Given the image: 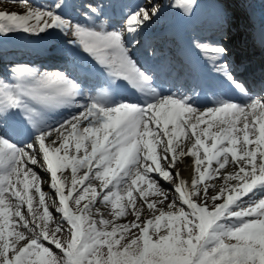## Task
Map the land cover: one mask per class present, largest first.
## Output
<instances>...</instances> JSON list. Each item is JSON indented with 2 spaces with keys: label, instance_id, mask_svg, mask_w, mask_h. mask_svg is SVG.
<instances>
[{
  "label": "snow or ice",
  "instance_id": "snow-or-ice-1",
  "mask_svg": "<svg viewBox=\"0 0 264 264\" xmlns=\"http://www.w3.org/2000/svg\"><path fill=\"white\" fill-rule=\"evenodd\" d=\"M19 3L22 14L0 10V36L73 39L53 45L59 70L18 66L13 82L0 79V264H264V95L218 63L226 49L196 45L229 85L208 83L217 99L205 94L201 110L198 97L138 66L122 31L73 23L65 11L98 19L99 6ZM158 13L151 0L136 5L125 28L136 33ZM129 85L135 99L122 94ZM61 108L72 114L52 120ZM186 156L198 174L190 183L175 167ZM36 168L48 175L50 205ZM97 202L110 205L109 218L93 213Z\"/></svg>",
  "mask_w": 264,
  "mask_h": 264
},
{
  "label": "rangeland",
  "instance_id": "rangeland-1",
  "mask_svg": "<svg viewBox=\"0 0 264 264\" xmlns=\"http://www.w3.org/2000/svg\"><path fill=\"white\" fill-rule=\"evenodd\" d=\"M28 2H29V4L30 5H32V6H40L39 4L37 5V3H34V2H31L30 0H28ZM53 2V0H49V1H44V2H42V4L41 5H48V4H51ZM224 6V8H226V5L225 4H222V7ZM0 10H6V11H16L17 13H20V14H22L24 11H25V9L20 5V3H19V0H16V2L15 3H10V2H8V0H0ZM237 18V17H236ZM236 18H235V20H236ZM29 34V33H28ZM32 34V33H31ZM68 35H70V34H68ZM0 37H3V36H0ZM13 76V72H11V77ZM2 80H4V82L6 81L5 79H2ZM191 162H192V160H191ZM176 168H177V166H175ZM36 170V169H35ZM38 172V171H37ZM40 174V173H39ZM65 174L69 177V183H70V169L69 170H65ZM82 174V173H81ZM41 176H43L44 177V180H45V184H42V190L45 192V194H46V203H48L49 205H50V201H49V197L51 196V197H54V192L51 190V189H49L48 187H47V181H48V179H46V177L41 173L40 174ZM193 175H198V174H196L195 173V171H194V165H193V163H192V168H191V171L189 172V174H188V179H187V182H191V178H192V176ZM98 181H93V184L97 187V189L99 190V185H98V183H97ZM215 183H217V184H219L221 181H219V180H215L214 181ZM210 194H211V192H210ZM38 195H36L35 196V199H34V204H35V202H36V200H38ZM97 208H99L100 209V211L103 213V215L105 216V218H109V213H110V205L109 206H105L104 204H102V203H99V202H97L96 204H95V206L93 207V209H92V211H93V213L95 214L96 213V209ZM22 210V212H25L26 213V211H27V207H26V205L21 209ZM50 210H51V208H50ZM42 211V210H41ZM56 217L58 218V214H56ZM97 218H99L98 216H97ZM128 219L130 220L131 219V217H128ZM121 222H124L123 221V219L121 220ZM50 224H51V221L49 222ZM54 226V225H53Z\"/></svg>",
  "mask_w": 264,
  "mask_h": 264
},
{
  "label": "bare ground",
  "instance_id": "bare-ground-1",
  "mask_svg": "<svg viewBox=\"0 0 264 264\" xmlns=\"http://www.w3.org/2000/svg\"><path fill=\"white\" fill-rule=\"evenodd\" d=\"M224 1L225 0H216V4H218L220 7H222V4H225L224 3ZM230 4H239L240 2H241V0H227ZM192 4L193 5H196L197 4V2L195 1V0H192ZM238 19V17L236 18V20ZM250 27H253V23H250ZM237 35H239V33L237 34ZM44 40H48L49 41V39L47 38V37H43L42 39H41V41H40V43L42 42V41H44ZM2 41H16V38H9V39H3ZM0 43L2 44V42L0 41ZM20 42H16V43H12V45H17V44H19ZM51 45V44H50ZM3 46H6V45H3ZM31 45L30 44H26V47H30ZM53 46V45H52ZM52 49V48H51ZM35 59H37V54L35 53ZM65 116V115H64ZM242 126V125H241ZM203 127V126H202ZM213 130H215V129H213ZM188 146H187V144L185 143V150H186V148H187ZM176 166H177V169H179L180 170V174H181V176L182 177H184L185 178V180L187 181V179H188V174H189V172H190V166H192V162H191V157H189V156H186V157H184L183 159H182V161L181 162H178L177 164H176ZM98 183V185H99V181L97 182ZM45 184V183H44Z\"/></svg>",
  "mask_w": 264,
  "mask_h": 264
}]
</instances>
